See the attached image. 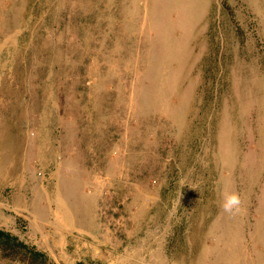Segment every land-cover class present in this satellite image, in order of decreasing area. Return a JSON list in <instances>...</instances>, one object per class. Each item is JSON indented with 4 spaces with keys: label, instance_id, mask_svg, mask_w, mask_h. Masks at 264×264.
Returning a JSON list of instances; mask_svg holds the SVG:
<instances>
[{
    "label": "rangeland",
    "instance_id": "1",
    "mask_svg": "<svg viewBox=\"0 0 264 264\" xmlns=\"http://www.w3.org/2000/svg\"><path fill=\"white\" fill-rule=\"evenodd\" d=\"M213 1L0 0V176L45 143L77 241L7 230L50 264H264V0Z\"/></svg>",
    "mask_w": 264,
    "mask_h": 264
},
{
    "label": "crops",
    "instance_id": "2",
    "mask_svg": "<svg viewBox=\"0 0 264 264\" xmlns=\"http://www.w3.org/2000/svg\"><path fill=\"white\" fill-rule=\"evenodd\" d=\"M213 5H214V1L212 0L211 2L212 9L210 12L213 11ZM211 19H212V13L210 14V20ZM35 143L42 144V146L40 145L41 152H39L38 155L41 157L42 163L44 162L42 166H45L47 162L49 161V158L51 155L49 153L51 152H48L50 150H48L47 146L44 145L45 143H43L39 139L35 140L34 142H31L29 144L30 145L29 149L31 148L35 149V145H34ZM27 144L28 142L25 143L24 148H22L24 149V151H26ZM35 152L37 153V151H33L32 154H35ZM19 160H20V165L17 161L16 162V164H18L17 167L13 168V165L11 166L10 175L0 176V228L5 227V230H7V229H10L11 227L9 232H12L14 231L12 230V228L13 229L20 228V226L17 227L16 225H14L12 223V220L18 222L19 224L27 223V225L33 226L31 222L34 219L39 218L43 222V224H35V225L40 228L41 232H39V237L44 243H46V245L47 243L52 241L51 245H52V248L55 249V251H57L58 249L59 250L67 249V247H69V244L71 247L72 244L77 241V240L74 241V238H71L70 235L72 234V227L67 225V224H71L73 220L71 210L67 207L68 211L65 212V209L61 205L58 206L57 203L52 199L51 193L47 191L49 189L43 187L41 180L37 178H33V182H30L31 180L24 182L22 179V175H24L25 173L27 174L28 168L25 165V159L23 161L21 159ZM57 173H58V169L56 172V177H59L57 176ZM20 176L21 178L19 182L14 184V187L16 188V190L18 189L19 191H16L14 193L11 202L13 203L16 209H21L24 206V204H23L22 196L19 195V192L30 187L31 190L35 192L33 211H32V207L31 206L29 207V210L31 211L30 215H26L24 213L21 216H18V214L15 215L12 210L5 208L3 204L4 202L3 194L5 192L6 187L8 186L9 181L11 179H14ZM10 215L12 219L9 217ZM64 219L67 221V224L61 222ZM171 255L173 258H176V260H179V257H180L179 254L172 252L170 256ZM188 256H190V254ZM180 260H181V257H180Z\"/></svg>",
    "mask_w": 264,
    "mask_h": 264
},
{
    "label": "built area",
    "instance_id": "3",
    "mask_svg": "<svg viewBox=\"0 0 264 264\" xmlns=\"http://www.w3.org/2000/svg\"><path fill=\"white\" fill-rule=\"evenodd\" d=\"M54 131L55 133H59L58 128H55ZM26 135L27 137H33L34 132L30 128H27ZM57 168H58V159H49V161L45 166H42V168L36 170L35 172L36 178L41 180L43 187H46L50 190L53 187H55L57 182V177H56ZM20 178L21 176L11 179L9 181L8 186L6 187L5 192L3 194V199H4L3 204L5 208L12 210L15 214H18V216H21L23 213L29 215L30 214L29 207L31 205V200L33 197V191L31 190L30 187L19 192V195L22 196L23 204H24V206L21 209H16L13 203L11 202L14 193L16 191H19L18 189L16 190L14 184L18 183ZM22 179L24 182L29 181V177L26 173L22 175Z\"/></svg>",
    "mask_w": 264,
    "mask_h": 264
},
{
    "label": "trees",
    "instance_id": "4",
    "mask_svg": "<svg viewBox=\"0 0 264 264\" xmlns=\"http://www.w3.org/2000/svg\"><path fill=\"white\" fill-rule=\"evenodd\" d=\"M0 252L10 260L15 259L23 264H50L45 254L4 230H0Z\"/></svg>",
    "mask_w": 264,
    "mask_h": 264
},
{
    "label": "clouds",
    "instance_id": "5",
    "mask_svg": "<svg viewBox=\"0 0 264 264\" xmlns=\"http://www.w3.org/2000/svg\"><path fill=\"white\" fill-rule=\"evenodd\" d=\"M195 189V188H194ZM240 205L239 195L236 193L228 194L223 202V208L225 212H233L237 210Z\"/></svg>",
    "mask_w": 264,
    "mask_h": 264
}]
</instances>
